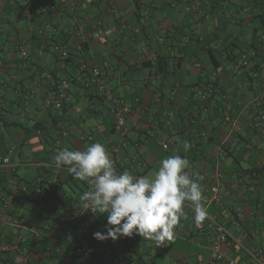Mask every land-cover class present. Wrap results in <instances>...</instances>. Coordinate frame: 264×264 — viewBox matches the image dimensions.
Listing matches in <instances>:
<instances>
[{
    "label": "crops",
    "instance_id": "crops-1",
    "mask_svg": "<svg viewBox=\"0 0 264 264\" xmlns=\"http://www.w3.org/2000/svg\"><path fill=\"white\" fill-rule=\"evenodd\" d=\"M60 1H36L27 8V0H0V105L6 123L0 129V154L19 148L12 159L14 170L0 168V197L21 198L11 216L22 225L35 219L38 207L20 194L17 184L33 180L39 166L51 170L49 179L64 201L60 211L77 208L87 181L71 178L67 168L58 169L54 152L86 150L90 144L81 138L92 134L94 143L107 151L117 149L118 173L148 175L170 155L187 158L188 174L198 177L205 188L214 183L217 172L222 173L220 181L233 186V197L208 213L242 208L245 218L237 236L259 230L254 244L264 248V129L255 128L251 106L260 84L250 78L253 69L241 75L233 69L242 52H250V44L264 34V0H77L75 12L61 7ZM51 3L56 9L44 13ZM57 43L67 46L68 60L53 52ZM79 43L83 53L76 51ZM21 47L29 54L26 62L20 58ZM159 59L167 63L163 74L158 73ZM196 62L202 64V72L193 67ZM95 68L101 70L108 90L124 101L120 121L86 85ZM43 71L71 80L73 106L63 117L56 116L63 109L51 103L49 85L38 82ZM213 75L222 94L198 101L192 88ZM230 111L232 122L225 120ZM171 113L175 117L167 124ZM36 123L42 125L41 131L25 137V129ZM106 220L107 214H101L72 229L63 227L56 236L90 244L98 249L96 256L71 253L66 243L58 242L50 255L41 246L32 248L28 257L21 258L23 264H136L140 256L152 259L157 252L162 264L167 259L171 264H194L209 257L205 238L196 237L199 224L193 215L175 226L169 248L151 253L137 234L115 241L95 239L98 225ZM6 231L10 238L14 236L13 227ZM184 241L196 243L198 251L183 257L173 253L177 246L185 247ZM228 254L250 264L236 248Z\"/></svg>",
    "mask_w": 264,
    "mask_h": 264
},
{
    "label": "built area",
    "instance_id": "built-area-1",
    "mask_svg": "<svg viewBox=\"0 0 264 264\" xmlns=\"http://www.w3.org/2000/svg\"><path fill=\"white\" fill-rule=\"evenodd\" d=\"M36 1L41 0H27L26 7L31 8L34 6ZM61 7H68L72 12L77 9V0H61ZM56 5L50 4L43 9L44 13H48L51 10H55ZM187 11L190 9L187 7ZM201 24L200 20L196 22V27ZM80 34H83V29L79 30ZM215 48V47H214ZM255 48L257 50H255ZM216 49V48H215ZM76 51L79 53L84 52L83 43H79L76 47ZM53 52L57 54L62 60H68L70 57L69 50L66 45L57 43L53 45ZM20 58L23 61L29 59L28 52L21 47L20 48ZM256 58V59H255ZM193 67L202 72V64L196 62ZM234 71L241 75L246 71L253 69L250 72V78L252 81L260 84V92L257 97L252 102V108L254 111L255 128L264 129V34L256 41L254 47L251 51H243L239 60L233 65ZM204 77V75H203ZM39 83H47L50 87L51 103L56 106L58 110L63 108L70 109L73 106V101L69 95L70 92V82L71 80L66 77H57L49 71H43L38 76ZM86 85L95 89L96 93L103 98V100L109 105L110 112L113 117L120 121L124 117V101L115 96L106 86V82L103 78L100 69L95 68L92 70L91 74L86 79ZM222 87L219 85L218 80L215 75L210 77L207 82L201 83L199 86L192 88V94L200 102H206L215 94H222ZM175 114L171 113L168 116L167 124H171ZM226 121H233V112L230 111L226 118ZM83 142L88 144H93L95 142L94 135H87L81 138ZM162 148L168 150V145L163 144ZM18 146L11 147L6 154H0V168L13 171L14 166L12 159L18 153ZM110 158L114 162L115 169L117 168V163L115 160V155L117 154V149L112 148L107 151ZM58 169L69 170L67 166H58ZM49 168L44 166L38 167V174L34 179L36 183H52L49 179L50 174ZM52 173V172H51ZM71 173V172H70ZM72 174V173H71ZM223 174L217 172L214 176V183L208 188L203 187L201 184V189L203 193V204L208 210L211 207L221 209L224 201L231 199L233 197V186H229L222 183L220 179ZM198 183V177L194 178ZM90 185L86 183L85 192L88 191ZM24 192H28L26 188H23ZM36 192H39L37 190ZM18 191H15V195ZM20 194H23V192ZM31 193V199L34 200V194ZM13 198L7 197L6 199L0 197V257H4L7 253L14 254L13 264H23L22 257H28L34 247H43L44 252L50 255L53 251V246L55 243L61 242L67 244V250L71 253L92 257L96 256L98 249L94 248L90 244H84L78 241L68 240L66 236H60L59 240L56 238L58 232H60L63 227L72 229L74 225L82 222H86L88 219H95L100 216H94L91 211H86L79 204L77 208L71 212H61V209H57L55 215L48 221L41 222L40 225L36 223V219H33L28 225H22L18 220L11 216V210L13 206ZM60 211V214L57 213ZM193 215L191 202H185L183 206V216L180 220L188 215ZM245 218V212L242 208L233 207L224 209L218 214H209L207 211L206 218L199 223V231L196 237L203 236L204 245L209 250V257L205 261H199L194 264H242L239 258L230 256L228 250L230 248H236L240 250L248 259L250 264H264V248L256 246L254 241L260 236L259 230H253L249 234L243 235L244 237L237 236L236 231L241 230L242 223ZM179 220V221H180ZM107 225V220L100 222L98 225L99 232H105ZM11 226L14 228V236L10 238L7 235V227ZM145 250L150 252L154 249L155 251H163L170 247V241H166L165 245L157 247L156 244L151 243L150 240H145ZM176 264H187V262H177Z\"/></svg>",
    "mask_w": 264,
    "mask_h": 264
},
{
    "label": "clouds",
    "instance_id": "clouds-1",
    "mask_svg": "<svg viewBox=\"0 0 264 264\" xmlns=\"http://www.w3.org/2000/svg\"><path fill=\"white\" fill-rule=\"evenodd\" d=\"M184 148L189 145L185 143ZM54 160L90 185L79 198L81 206L94 216L107 214L106 231L93 234L99 241L137 234L159 247L173 239L185 202H191L197 224L207 216L201 185L187 172L189 160L180 155L164 158L156 171L145 176L127 170L118 173L105 146L98 142L83 151L57 149Z\"/></svg>",
    "mask_w": 264,
    "mask_h": 264
},
{
    "label": "trees",
    "instance_id": "trees-1",
    "mask_svg": "<svg viewBox=\"0 0 264 264\" xmlns=\"http://www.w3.org/2000/svg\"><path fill=\"white\" fill-rule=\"evenodd\" d=\"M263 4H264V2L261 5H263ZM213 8H214V6H212V9ZM255 44H256V42L252 43V45L250 44V48L254 47ZM229 45H233V44H229ZM229 47H231V46H229ZM255 50H257V49L255 48ZM232 59L235 60V57H233ZM157 67H158V73L159 74H163L167 71V63L164 61V59L158 60ZM89 88L91 89L92 87H89ZM92 91H94L96 93L94 88H92ZM96 95H97V97H99L100 99L103 100V98H101L97 93H96ZM66 112H67L66 108H63L62 111L56 113V116L59 115L60 117H63V115ZM5 125H6V123H5V118H4V112H3V109L0 105V129L2 127H5ZM41 129H42V125L39 123H36L31 128L25 129V132H24L25 137L28 138V137H30V135H34L35 133H38L36 131H41ZM48 136L49 135H47V137ZM47 137H46V140H48ZM50 137H52V136H50ZM54 138L55 137H52V139H54ZM55 152H56V150H55ZM55 152H54V154H55ZM70 177L73 178V174H71ZM55 186L56 185H54L52 183H45V182L37 184L36 179H33L31 181H27V182H22L21 180L18 181L17 188L20 189L21 193L23 192V194L27 195L28 199H30L31 202L33 204H35L39 209V211L35 217L36 223L38 225H40L41 222L43 223V222L51 219L55 215L57 209H61V208L63 209L64 208V201L62 200L61 196L58 194ZM23 188H26L28 190V192H24ZM19 189H18V191H19ZM37 190H39V192H36ZM31 193H33L35 195L34 200L31 199V195H30ZM8 194L13 195L12 192L10 193V191L8 192ZM33 194H32V196H33ZM23 197H25V196H23ZM12 198H13V200H12L13 201L12 209H13L14 205L17 204L21 198L14 196V195L12 196ZM11 212H12V210H11ZM12 214L14 215V212H12ZM32 247H33L32 244H30L31 249H32ZM160 256H161V254L159 252H157L152 259H147L146 256H140L139 259L136 261V264H161L162 260H161ZM13 259H14V256L10 253H7L4 257H0V264H13Z\"/></svg>",
    "mask_w": 264,
    "mask_h": 264
},
{
    "label": "rangeland",
    "instance_id": "rangeland-1",
    "mask_svg": "<svg viewBox=\"0 0 264 264\" xmlns=\"http://www.w3.org/2000/svg\"><path fill=\"white\" fill-rule=\"evenodd\" d=\"M154 171H156V170H151L148 174H150V173H152V172H154ZM67 192H69V191H67ZM185 243L183 244L185 247H182V246H180L179 248L180 249H178V246L175 248V250L173 251V253H180V257H183V256H185L186 254H188V253H196L197 251H198V247H197V245H196V243H194V242H192V243H188L187 241H184ZM179 252H178V251ZM184 251V252H183ZM171 261L169 260V259H167V261L164 263V264H171L170 263ZM163 263V262H162ZM161 263V264H162Z\"/></svg>",
    "mask_w": 264,
    "mask_h": 264
}]
</instances>
